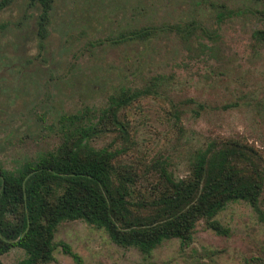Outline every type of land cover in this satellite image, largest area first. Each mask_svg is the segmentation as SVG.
<instances>
[{
	"label": "rangeland",
	"instance_id": "rangeland-1",
	"mask_svg": "<svg viewBox=\"0 0 264 264\" xmlns=\"http://www.w3.org/2000/svg\"><path fill=\"white\" fill-rule=\"evenodd\" d=\"M2 1L0 162L6 168L53 150L73 125L69 114L95 122L110 97L128 88L147 89L123 115L128 140L102 128L91 141L96 148H126L119 163L148 167L145 176L163 164L180 178L196 151L225 138L247 142L264 169V39L254 37L264 30V0H52L44 39L37 36L38 5ZM144 28L153 31L146 39L126 38ZM179 105L185 111L177 120L171 111ZM261 195L264 210V189ZM212 219L227 233L203 218L187 244L164 240L149 254L117 245L81 219L64 220L47 264H264V218L248 202L229 201ZM24 256L15 247L0 259L18 264Z\"/></svg>",
	"mask_w": 264,
	"mask_h": 264
},
{
	"label": "trees",
	"instance_id": "trees-1",
	"mask_svg": "<svg viewBox=\"0 0 264 264\" xmlns=\"http://www.w3.org/2000/svg\"><path fill=\"white\" fill-rule=\"evenodd\" d=\"M4 4L2 1L0 8ZM36 5L40 7L37 36L44 39L52 0L27 2L29 7ZM152 33L144 28L126 38L146 39ZM255 36L263 40L264 30L255 31ZM146 90L120 89L96 114L95 122L83 121L85 116L78 113L69 114L67 119L73 125L64 130L53 150L12 169L0 162V257L18 247L25 252L18 264H47L56 247L55 230L64 220L81 219L104 229L117 245L134 246L149 254L164 240L177 238L187 244L196 222L203 218L215 232L226 234L227 229L212 218L229 201L244 200L264 218L260 204L264 169L255 163L260 159L257 151L245 141L224 138L208 142L194 153L188 174L180 178L158 163L156 173L145 176L148 167L118 162L126 148L91 145L102 128L117 130L119 137L128 140L123 115ZM184 111L179 105L171 115L180 120ZM107 121L110 127L105 125ZM60 245L79 260L68 244Z\"/></svg>",
	"mask_w": 264,
	"mask_h": 264
}]
</instances>
